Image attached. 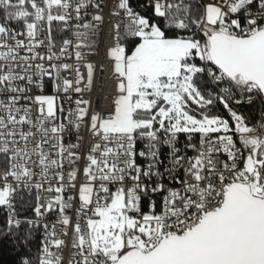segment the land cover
Instances as JSON below:
<instances>
[{
	"label": "snow or ice",
	"instance_id": "1",
	"mask_svg": "<svg viewBox=\"0 0 264 264\" xmlns=\"http://www.w3.org/2000/svg\"><path fill=\"white\" fill-rule=\"evenodd\" d=\"M4 239L15 264H264V0H0Z\"/></svg>",
	"mask_w": 264,
	"mask_h": 264
},
{
	"label": "trees",
	"instance_id": "2",
	"mask_svg": "<svg viewBox=\"0 0 264 264\" xmlns=\"http://www.w3.org/2000/svg\"><path fill=\"white\" fill-rule=\"evenodd\" d=\"M135 2V0H134ZM60 42V37L57 36V43ZM245 112H253L256 113L254 115V119L257 118L258 112L256 108H245L242 109ZM16 262V255L15 252L12 250V245L9 240L4 239L0 240V264H15Z\"/></svg>",
	"mask_w": 264,
	"mask_h": 264
},
{
	"label": "built area",
	"instance_id": "3",
	"mask_svg": "<svg viewBox=\"0 0 264 264\" xmlns=\"http://www.w3.org/2000/svg\"><path fill=\"white\" fill-rule=\"evenodd\" d=\"M107 19V18H106ZM104 32L106 33L107 32V26L105 27L104 29ZM67 38V37H65ZM109 43V41L107 40V37L105 35L104 39H103V43L101 44V47H100V55L99 56H96L94 57L95 61L98 63V64H104L105 65V72L103 74H100L98 76V82H97V94H100V88L101 87H104V81L106 79V75H107V64L106 62L104 61V58H103V50H104V45ZM105 91H107V89H105ZM93 99L95 100L96 99V96L94 95L93 96ZM100 103L102 104L103 101L101 100ZM99 106V105H98ZM258 118V116H257Z\"/></svg>",
	"mask_w": 264,
	"mask_h": 264
}]
</instances>
